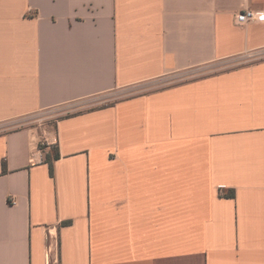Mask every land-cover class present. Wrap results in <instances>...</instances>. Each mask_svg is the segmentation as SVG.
<instances>
[{"label": "crops", "instance_id": "crops-1", "mask_svg": "<svg viewBox=\"0 0 264 264\" xmlns=\"http://www.w3.org/2000/svg\"><path fill=\"white\" fill-rule=\"evenodd\" d=\"M246 7L0 0V264H264Z\"/></svg>", "mask_w": 264, "mask_h": 264}, {"label": "built area", "instance_id": "built-area-1", "mask_svg": "<svg viewBox=\"0 0 264 264\" xmlns=\"http://www.w3.org/2000/svg\"><path fill=\"white\" fill-rule=\"evenodd\" d=\"M260 20H264V11H255L248 7H246L245 10L241 12L237 18V22L240 25H246L250 22L260 21ZM47 143H50V142H47Z\"/></svg>", "mask_w": 264, "mask_h": 264}, {"label": "rangeland", "instance_id": "rangeland-1", "mask_svg": "<svg viewBox=\"0 0 264 264\" xmlns=\"http://www.w3.org/2000/svg\"><path fill=\"white\" fill-rule=\"evenodd\" d=\"M253 61H257V60L254 59ZM102 105H104V104H99L98 106H102ZM74 109H76V108H73V107L62 108V109L60 110V112L54 113L56 116H55V117H52V118H50V119H48V121L45 122V124H51V123H52V124H55V122H56L57 120L61 119L62 117H64V116L67 114L68 111H70V110H74ZM80 110H83V109H80ZM73 112H78V110L73 111Z\"/></svg>", "mask_w": 264, "mask_h": 264}, {"label": "trees", "instance_id": "trees-1", "mask_svg": "<svg viewBox=\"0 0 264 264\" xmlns=\"http://www.w3.org/2000/svg\"><path fill=\"white\" fill-rule=\"evenodd\" d=\"M50 171H51V174L54 175V164L51 163L50 164ZM234 196V194H232V197Z\"/></svg>", "mask_w": 264, "mask_h": 264}]
</instances>
